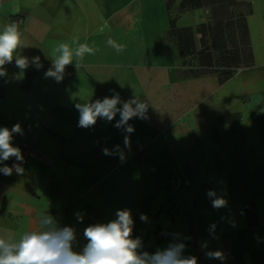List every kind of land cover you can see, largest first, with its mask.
I'll return each mask as SVG.
<instances>
[{"label":"crops","instance_id":"crops-1","mask_svg":"<svg viewBox=\"0 0 264 264\" xmlns=\"http://www.w3.org/2000/svg\"><path fill=\"white\" fill-rule=\"evenodd\" d=\"M13 22L20 54L43 67L21 73L13 60L0 77V127L21 125L12 144L24 157L23 174L0 173V235L48 212L82 251L86 227L130 209L141 251L178 237L198 264H264V0H0V29ZM72 41L97 50L61 82L45 78ZM115 93L150 104L134 132L114 126L119 114L78 126L77 103ZM117 145L123 161L103 154ZM209 190L227 206L213 208Z\"/></svg>","mask_w":264,"mask_h":264},{"label":"clouds","instance_id":"clouds-1","mask_svg":"<svg viewBox=\"0 0 264 264\" xmlns=\"http://www.w3.org/2000/svg\"><path fill=\"white\" fill-rule=\"evenodd\" d=\"M22 33L16 23H8L0 29V77L6 75L5 65L15 61V65L23 73L29 66L34 65L38 70L43 67L40 57L29 59L20 54L22 49ZM117 53L123 50L122 46L116 45L111 39L107 42ZM76 44V47H72ZM97 49L87 43L77 44L60 43L54 49L51 58V66L45 72V78H54L61 82L65 75L66 66L75 62L76 68L82 66L86 54H95ZM122 105V107H119ZM149 102L134 97L128 101H122L119 94L102 100L92 102L89 98L83 103H77L79 111L78 126L90 128L97 119L112 122L117 114L119 120L115 127L122 128L128 134L134 132V127L128 122L134 117L146 118ZM13 134H23L21 125L17 123L11 129L0 127V173L11 175L13 169L17 174H23L22 164L24 157L18 146H13ZM124 146L130 148L128 135L124 137ZM104 155L119 154L124 160V154L120 146L112 150L104 148ZM15 157L17 161L11 167L6 163ZM226 194V193H225ZM207 196L211 199L212 206L220 209L227 206V200L223 195L217 196L214 190H209ZM78 222L83 221V215L77 213ZM116 218L107 223H96L84 229L83 235L87 240L82 251L74 250L76 230L71 226L61 227L58 221L50 213L44 212L39 219V226L35 230H25L15 236L5 232L0 235V264H198L196 256H185V243L177 237L169 243L167 248L157 249L154 253L141 251L143 242L141 237L133 238L134 221L130 209L118 210ZM141 221L147 222L148 217L140 216ZM215 225L210 228L214 231ZM206 247V244L204 245ZM209 259L223 261L224 254L221 251H207Z\"/></svg>","mask_w":264,"mask_h":264},{"label":"trees","instance_id":"trees-1","mask_svg":"<svg viewBox=\"0 0 264 264\" xmlns=\"http://www.w3.org/2000/svg\"><path fill=\"white\" fill-rule=\"evenodd\" d=\"M171 28H172V30L175 28V22H171ZM217 47V49H225V44L224 43H221V42H219L218 41V44L216 45Z\"/></svg>","mask_w":264,"mask_h":264}]
</instances>
